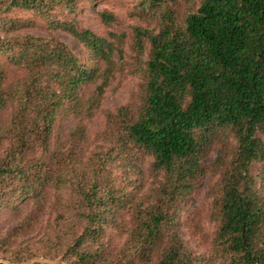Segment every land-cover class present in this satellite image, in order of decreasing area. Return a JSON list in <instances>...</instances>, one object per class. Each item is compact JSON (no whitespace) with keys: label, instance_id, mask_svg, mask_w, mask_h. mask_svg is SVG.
I'll return each instance as SVG.
<instances>
[{"label":"trees","instance_id":"1","mask_svg":"<svg viewBox=\"0 0 264 264\" xmlns=\"http://www.w3.org/2000/svg\"><path fill=\"white\" fill-rule=\"evenodd\" d=\"M79 1L0 0V15L48 18ZM133 1L128 17L147 27L131 34L53 23L92 66L54 36L1 24L0 209L32 207L0 232V261L264 264V0ZM98 16L106 28L122 23L108 10ZM118 75L140 79L137 95L105 111L91 147L84 122ZM205 176L215 229L197 254L176 219Z\"/></svg>","mask_w":264,"mask_h":264},{"label":"rangeland","instance_id":"2","mask_svg":"<svg viewBox=\"0 0 264 264\" xmlns=\"http://www.w3.org/2000/svg\"><path fill=\"white\" fill-rule=\"evenodd\" d=\"M136 3L137 2L133 0H96L94 2L80 0L76 4L72 13H70L71 7H68L65 11L59 8L48 18H42L31 11L14 9L8 15H0V35H3V27L1 24L4 21H19L21 24L28 27L20 30L18 33L44 38L54 36L62 43L66 44L82 64L92 66V64L87 61L86 49L71 35L55 27L53 23L62 21L74 22L81 28L89 30L101 37H108L109 33L119 34L122 31L131 34V29L134 26L147 27L138 20H132L128 17L129 9ZM101 10H108L112 12L121 20L122 23L111 28H106L100 22L98 16V12ZM150 28H153V25H151ZM130 57L131 54L126 48L125 59L129 60ZM115 58H117V56H115ZM0 60L6 62V57L1 56ZM139 85L140 79L131 75H118L110 82L104 95L100 110L96 112L90 121L84 122L91 147L94 146V139L96 135L104 129L105 111H113L116 107L125 105L134 100L137 95ZM8 118L9 112L4 115L3 120ZM75 124V119H67L65 123L66 131H71ZM215 153L216 152L214 151L210 158L205 161L206 165H210L215 158ZM150 162L151 158H147L145 164L142 165V170L145 174H147ZM258 166L259 165L254 164L250 167L253 174L257 172ZM134 178L135 177H133V179ZM144 182L149 183L146 177L144 178ZM208 182L209 177L205 176L196 184L194 192L187 198L185 203L179 209L176 219V223L181 237L184 240L185 246L190 251L197 254H203L205 252L207 246L206 243L207 241L209 242L215 229L214 225L208 218V203L206 200ZM142 194L143 192L139 195ZM31 207L32 203L22 202L19 203L17 208L13 210L0 209V232L6 233L8 230L16 227L20 223V220L26 216ZM18 210L21 211L20 218L17 216ZM115 244L116 246H120L121 241L118 240ZM31 262L26 264H30ZM45 262H48L49 264H62L61 262Z\"/></svg>","mask_w":264,"mask_h":264},{"label":"water","instance_id":"3","mask_svg":"<svg viewBox=\"0 0 264 264\" xmlns=\"http://www.w3.org/2000/svg\"><path fill=\"white\" fill-rule=\"evenodd\" d=\"M0 264H7V263L0 261ZM30 264H49V263L45 261L36 260V261L31 262Z\"/></svg>","mask_w":264,"mask_h":264}]
</instances>
